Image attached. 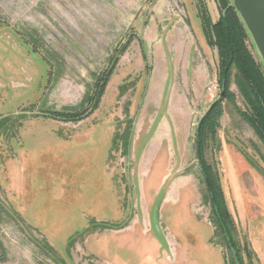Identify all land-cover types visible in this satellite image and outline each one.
Wrapping results in <instances>:
<instances>
[{"label": "rangeland", "instance_id": "374dc122", "mask_svg": "<svg viewBox=\"0 0 264 264\" xmlns=\"http://www.w3.org/2000/svg\"><path fill=\"white\" fill-rule=\"evenodd\" d=\"M223 12L219 0H0V264H264V142L236 68L225 97L205 36ZM217 100L200 155L196 128Z\"/></svg>", "mask_w": 264, "mask_h": 264}, {"label": "trees", "instance_id": "16d2710c", "mask_svg": "<svg viewBox=\"0 0 264 264\" xmlns=\"http://www.w3.org/2000/svg\"><path fill=\"white\" fill-rule=\"evenodd\" d=\"M219 1L224 12L217 23H209L208 20L205 22L207 26L205 36L219 50V62L222 67L221 86L225 90V97H233L228 87H230V74H232L233 68H236V83L250 111L243 113V116L264 142V65L262 61L258 63L255 60L256 58L249 47V43L252 45L250 34L241 21L232 0ZM103 89L104 85L98 92L99 96L102 94ZM221 102L217 100L212 104L207 114L201 119L198 128H196V142L200 147V155L203 152L206 138L209 135L216 138L217 131L215 127H217L219 114H221L218 111ZM61 116L66 118L67 121L80 118L75 114ZM202 168L203 175L211 187L212 207H214L217 220L220 222L222 233L228 239L227 243L231 244L230 232L235 231L236 226L227 210L224 193L218 181L211 176L208 168L205 165Z\"/></svg>", "mask_w": 264, "mask_h": 264}, {"label": "water", "instance_id": "95a60500", "mask_svg": "<svg viewBox=\"0 0 264 264\" xmlns=\"http://www.w3.org/2000/svg\"><path fill=\"white\" fill-rule=\"evenodd\" d=\"M264 65V0H232ZM224 97V91L221 93Z\"/></svg>", "mask_w": 264, "mask_h": 264}, {"label": "flooded vegetation", "instance_id": "af4514ba", "mask_svg": "<svg viewBox=\"0 0 264 264\" xmlns=\"http://www.w3.org/2000/svg\"><path fill=\"white\" fill-rule=\"evenodd\" d=\"M208 186H209V184H208ZM209 189H210V186H209ZM211 199H212V205H213V198L211 197Z\"/></svg>", "mask_w": 264, "mask_h": 264}]
</instances>
